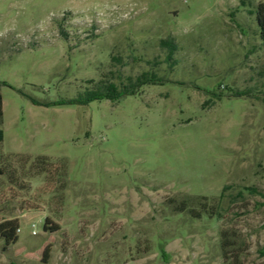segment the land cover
I'll return each instance as SVG.
<instances>
[{
  "label": "rangeland",
  "instance_id": "374dc122",
  "mask_svg": "<svg viewBox=\"0 0 264 264\" xmlns=\"http://www.w3.org/2000/svg\"><path fill=\"white\" fill-rule=\"evenodd\" d=\"M261 2L0 0V264H264Z\"/></svg>",
  "mask_w": 264,
  "mask_h": 264
},
{
  "label": "trees",
  "instance_id": "16d2710c",
  "mask_svg": "<svg viewBox=\"0 0 264 264\" xmlns=\"http://www.w3.org/2000/svg\"><path fill=\"white\" fill-rule=\"evenodd\" d=\"M251 14L256 16V21L258 25V35L262 44L264 45V2H261L256 7L255 11H251ZM162 46L168 49V60L171 61L175 52L177 51V46L174 40H165L162 41ZM159 79L154 74H142L135 81L131 80L130 84L126 86L123 90H119V88L110 84L107 86H103L98 88L95 91L85 94L84 96L79 97L74 100V104L78 105H88L93 101H102V100H110L113 102H118L124 96H134L141 89V87L145 85H154L159 83ZM2 83H0L1 87ZM3 117V97L0 93V121ZM4 141V132L0 128V143ZM48 224L44 226V230H48ZM58 227H55L53 231H58ZM17 231H19V225L17 221H5L0 224V238L5 240L6 245L10 246L18 242ZM48 250L45 251L44 256L46 257Z\"/></svg>",
  "mask_w": 264,
  "mask_h": 264
}]
</instances>
